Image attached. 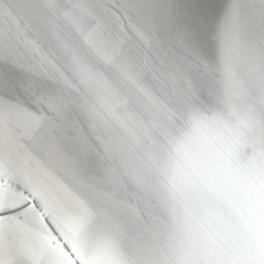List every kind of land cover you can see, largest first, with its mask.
I'll use <instances>...</instances> for the list:
<instances>
[{
    "label": "snow or ice",
    "instance_id": "obj_1",
    "mask_svg": "<svg viewBox=\"0 0 264 264\" xmlns=\"http://www.w3.org/2000/svg\"><path fill=\"white\" fill-rule=\"evenodd\" d=\"M245 2L0 0V264H264Z\"/></svg>",
    "mask_w": 264,
    "mask_h": 264
},
{
    "label": "bare ground",
    "instance_id": "obj_2",
    "mask_svg": "<svg viewBox=\"0 0 264 264\" xmlns=\"http://www.w3.org/2000/svg\"><path fill=\"white\" fill-rule=\"evenodd\" d=\"M224 3V0H217V4L221 5ZM258 12V5L254 3V0H246L245 5L242 9V15L248 17L254 13ZM257 50V41L256 39L249 38L247 33H245L242 39V49L240 53V71L245 79H253L255 77L254 72L249 71V57L252 53Z\"/></svg>",
    "mask_w": 264,
    "mask_h": 264
}]
</instances>
